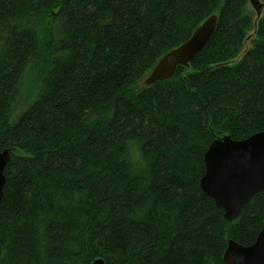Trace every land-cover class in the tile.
I'll return each instance as SVG.
<instances>
[{
	"label": "trees",
	"instance_id": "obj_1",
	"mask_svg": "<svg viewBox=\"0 0 264 264\" xmlns=\"http://www.w3.org/2000/svg\"><path fill=\"white\" fill-rule=\"evenodd\" d=\"M212 15L189 67L145 87ZM262 131L248 0H0V264H225L229 241L255 242L264 194L224 220L199 188L204 155Z\"/></svg>",
	"mask_w": 264,
	"mask_h": 264
},
{
	"label": "water",
	"instance_id": "obj_2",
	"mask_svg": "<svg viewBox=\"0 0 264 264\" xmlns=\"http://www.w3.org/2000/svg\"><path fill=\"white\" fill-rule=\"evenodd\" d=\"M259 20L264 4L249 0ZM218 16L208 17L191 37L164 54L143 81L145 87L170 80L177 67L188 68L196 54L207 44L217 28ZM10 161L8 150L0 152V201L5 183L4 170ZM205 173L199 181L201 192L211 198L226 221L238 218L242 207L256 194H264V131L234 141L229 136L215 139L204 155ZM225 264H264V224L250 246L229 241L223 255ZM91 264H106L95 259Z\"/></svg>",
	"mask_w": 264,
	"mask_h": 264
},
{
	"label": "rangeland",
	"instance_id": "obj_3",
	"mask_svg": "<svg viewBox=\"0 0 264 264\" xmlns=\"http://www.w3.org/2000/svg\"><path fill=\"white\" fill-rule=\"evenodd\" d=\"M261 3H263V2H261ZM248 6H249L250 11L254 14V18H255V16H256L255 12L253 11V9L251 8V6L249 4H248ZM263 15H264V11L262 13V16ZM254 42H256V38L254 37V33L251 32V33H249L247 40L245 42L244 50H247V49L253 47ZM32 87H33V83H30V84L27 83L24 85L23 88H24V90L25 89L27 90L28 88H30V91H31ZM30 97H31V92H30V94H23V96H22V98H21V100H20V102L16 108V111H15V113L11 119V122H14L16 120V117L18 116V114L21 113L27 107V105L29 104V101H30Z\"/></svg>",
	"mask_w": 264,
	"mask_h": 264
},
{
	"label": "bare ground",
	"instance_id": "obj_4",
	"mask_svg": "<svg viewBox=\"0 0 264 264\" xmlns=\"http://www.w3.org/2000/svg\"><path fill=\"white\" fill-rule=\"evenodd\" d=\"M248 4L250 5L249 0H248ZM250 6H251V5H250ZM251 8H252V7H251ZM263 11H264V9L262 10V13H263ZM262 13H261L260 18L262 17ZM260 18H259V19H260ZM154 67H155V66H154ZM154 67H153V68H154ZM152 70H153V69H152ZM152 70H151V71H152ZM151 71H150V73H151ZM150 73H149V74H150ZM149 74H148L147 76H149ZM147 76L145 77V79L147 78ZM145 79H144V80H145ZM144 80H143V81H144ZM142 83H143V82H142ZM143 85H144V84H143ZM9 154H10V153H9ZM227 245H228V244H227Z\"/></svg>",
	"mask_w": 264,
	"mask_h": 264
}]
</instances>
